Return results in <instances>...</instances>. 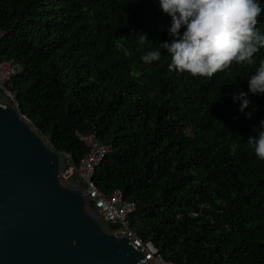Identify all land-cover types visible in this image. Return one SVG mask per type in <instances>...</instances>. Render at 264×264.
I'll return each instance as SVG.
<instances>
[{
  "label": "trees",
  "instance_id": "trees-1",
  "mask_svg": "<svg viewBox=\"0 0 264 264\" xmlns=\"http://www.w3.org/2000/svg\"><path fill=\"white\" fill-rule=\"evenodd\" d=\"M170 24L158 0H0V59L22 64L19 109L69 165L87 152L76 130L111 146L94 181L136 203L132 228L167 261L264 264V160L249 145L264 96L249 95L251 118L232 99L264 48L257 65L177 75ZM149 50L161 51L151 65Z\"/></svg>",
  "mask_w": 264,
  "mask_h": 264
},
{
  "label": "water",
  "instance_id": "water-1",
  "mask_svg": "<svg viewBox=\"0 0 264 264\" xmlns=\"http://www.w3.org/2000/svg\"><path fill=\"white\" fill-rule=\"evenodd\" d=\"M67 167L0 90V264H157L114 233Z\"/></svg>",
  "mask_w": 264,
  "mask_h": 264
},
{
  "label": "clouds",
  "instance_id": "clouds-1",
  "mask_svg": "<svg viewBox=\"0 0 264 264\" xmlns=\"http://www.w3.org/2000/svg\"><path fill=\"white\" fill-rule=\"evenodd\" d=\"M161 11L171 17L167 31L170 41L163 49L170 58L168 70L177 75L212 78L233 63L257 65L256 54L264 48V33L257 25L264 13L261 0H158ZM145 38L141 37L143 45ZM161 59V51L149 50L141 57L151 65ZM248 91L232 95L239 104L238 111L246 112L249 95L264 96V60L247 78ZM255 110V109H253ZM249 145L255 156L264 160V119L253 128Z\"/></svg>",
  "mask_w": 264,
  "mask_h": 264
},
{
  "label": "built area",
  "instance_id": "built-area-1",
  "mask_svg": "<svg viewBox=\"0 0 264 264\" xmlns=\"http://www.w3.org/2000/svg\"><path fill=\"white\" fill-rule=\"evenodd\" d=\"M6 31L0 26V42ZM23 70L22 64L15 59H0V90L10 97L16 107L19 109V102L16 94L11 90L14 78ZM25 118V116L23 114ZM29 119V118H27ZM76 135L81 142L87 147V152L81 159V162L76 165H69L63 172L64 178H75L83 183L85 193H89L90 202L103 217L112 225L114 233L118 236H123L126 233L132 238L134 243L140 246L147 254L146 257L151 262L157 264H174L167 261L159 253L158 248L150 240H143L138 233L132 228L131 215L136 210V203L126 199L121 189L117 188L111 193H106L101 190L94 181L96 168L101 164L104 158L111 150V146L102 142L96 132L83 133L76 130ZM67 160L72 158V155L65 153Z\"/></svg>",
  "mask_w": 264,
  "mask_h": 264
},
{
  "label": "rangeland",
  "instance_id": "rangeland-1",
  "mask_svg": "<svg viewBox=\"0 0 264 264\" xmlns=\"http://www.w3.org/2000/svg\"><path fill=\"white\" fill-rule=\"evenodd\" d=\"M75 178L78 179V176L75 175Z\"/></svg>",
  "mask_w": 264,
  "mask_h": 264
}]
</instances>
